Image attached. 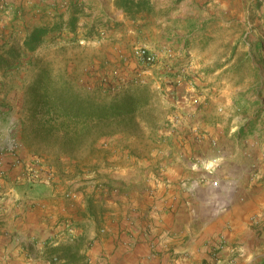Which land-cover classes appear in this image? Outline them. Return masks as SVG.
Masks as SVG:
<instances>
[{"label":"crops","instance_id":"obj_1","mask_svg":"<svg viewBox=\"0 0 264 264\" xmlns=\"http://www.w3.org/2000/svg\"><path fill=\"white\" fill-rule=\"evenodd\" d=\"M233 1L0 0V43L56 24L70 36L125 32L159 55L153 75L191 54L190 77L163 79L189 135L171 157L163 149L158 176L160 160L116 133L96 144L112 150L106 175L30 182L37 156L0 105V264H264V40L245 39L244 0Z\"/></svg>","mask_w":264,"mask_h":264},{"label":"rangeland","instance_id":"obj_2","mask_svg":"<svg viewBox=\"0 0 264 264\" xmlns=\"http://www.w3.org/2000/svg\"><path fill=\"white\" fill-rule=\"evenodd\" d=\"M263 2L264 0H244L247 17L243 34H246L245 39L248 41H251L252 34L253 39L264 40V21H256L262 13L260 7ZM232 4L235 8L236 5L240 6L241 1L236 4L234 0ZM127 34L122 32L114 37L98 32L94 37H87L86 34L74 35L70 36L75 37L74 41L70 38L72 41L69 42L58 40L51 43L50 38H46L39 46L40 50L28 53V56L24 57L15 68L1 75L4 83H0V105L8 104L11 107L5 110L4 126L12 128L14 136L21 135L20 139L37 156L36 159L43 166L52 168L55 173L58 170L79 168V171L90 172L101 169L100 173L106 175L104 168L110 166L109 158L112 150L108 147H98L96 144L102 137L116 133H124L126 139L131 140L132 154L160 160L159 166H151V171L156 176L158 172L161 175L164 168L161 164L163 149L168 150L165 157H171L173 152L182 150L184 145L181 142L189 135V132L183 129L186 117L175 113L172 104V99L176 97L174 89L165 91L163 88L164 81L175 83L179 69L173 68L175 72H172V69L166 68L161 74L160 70L158 74H147L146 71L149 70L140 63L133 52L135 47L144 45L133 43L132 38ZM242 42L246 44V41ZM32 55L38 65L27 63ZM184 63L190 68L189 52L185 54V59L181 60L180 64ZM157 64H160L159 55L155 66ZM45 67L50 69L56 79L64 76L82 93L96 94L104 101H111L126 93L135 92L143 86L149 88L150 101L145 108L134 115L111 122L84 126L66 122L63 126L59 120L52 122L44 109L36 110L34 83ZM189 68L181 75L182 78L190 77ZM115 69H120L121 74L116 76L113 72ZM164 74L168 76V80L163 81V78L160 80V75ZM137 77L145 78V82L125 84L126 80ZM162 128H167L168 133L161 132ZM202 134L197 133L195 140L203 139ZM177 141L181 143L180 147ZM68 156L80 159V165L70 162ZM194 159L200 158L196 155ZM221 241V244H225L223 242L226 240L223 238ZM232 245V248L237 246ZM213 251L218 252L220 249L214 246Z\"/></svg>","mask_w":264,"mask_h":264},{"label":"trees","instance_id":"obj_3","mask_svg":"<svg viewBox=\"0 0 264 264\" xmlns=\"http://www.w3.org/2000/svg\"><path fill=\"white\" fill-rule=\"evenodd\" d=\"M75 25L76 20L69 21L70 29H74ZM63 31L62 25L56 24L52 30L40 27L26 37L11 33L4 42L0 43V71L15 68L24 57L28 56V53H35L46 38H50V43L58 40L69 42L75 38L63 35ZM88 36L93 37V32L90 31ZM27 63L38 65L33 55L29 57ZM132 82L133 80H129V83ZM33 91L35 99H37L36 110L44 109L52 122L55 123L59 120L63 126L66 125V122L83 126L111 122L134 115L145 108L150 101L147 86L140 87L135 92L126 93L111 101H104L96 94L82 93L64 76L61 79H56L52 76L50 69L46 67L39 73Z\"/></svg>","mask_w":264,"mask_h":264},{"label":"built area","instance_id":"obj_4","mask_svg":"<svg viewBox=\"0 0 264 264\" xmlns=\"http://www.w3.org/2000/svg\"><path fill=\"white\" fill-rule=\"evenodd\" d=\"M133 52H134L135 57L140 61V63L143 66H146L148 70L153 68L158 61L157 53L155 51H152L148 47H144V46L138 47L137 46L135 47ZM169 55L173 56V53H169ZM173 68L174 67L172 68L169 67L168 69L169 70L172 69V72H175ZM177 68L179 69V71L177 70L179 73L178 77H180L181 75H183L185 72L188 71L189 65L187 63H184V64H180ZM113 72L116 76L121 74L120 69H115ZM162 78L168 80V76H166L165 74L160 75V80H162ZM132 80L135 83L145 82V78H140V77L134 78ZM128 83H129V80L128 81L126 80L125 84H128ZM27 167L28 168L25 171L27 175V179L33 183L49 181L54 177V174H55L52 168L43 166L38 159H35L31 161L30 163H28Z\"/></svg>","mask_w":264,"mask_h":264}]
</instances>
